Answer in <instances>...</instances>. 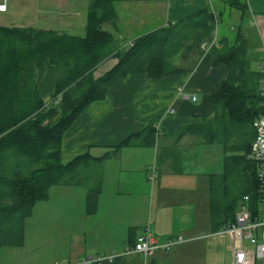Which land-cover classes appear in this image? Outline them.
Masks as SVG:
<instances>
[{
    "label": "crops",
    "instance_id": "crops-1",
    "mask_svg": "<svg viewBox=\"0 0 264 264\" xmlns=\"http://www.w3.org/2000/svg\"><path fill=\"white\" fill-rule=\"evenodd\" d=\"M236 1L246 8L230 6L229 0H122L114 4L116 18L102 28L113 34L120 50L206 7L216 18L214 32L187 55L172 58L179 73L163 78L131 73L113 82L103 99L91 102L75 117L62 135V164L85 153L101 156L149 123L158 134L153 146H123L104 161L98 195L88 194L82 186H51L47 199L37 201L24 220L23 244L0 248V264L61 262L32 251L64 237L69 238L68 252L61 260L73 264L110 255L112 260L99 264H230L231 239L212 224L209 205L212 180L215 184L222 181L224 148L205 142L196 133H178L200 125L213 113L210 94L219 89L228 68L213 65L212 46L219 49L224 41L233 45L238 33H243L250 67L254 56L250 49L264 47V0ZM76 17L81 15L76 12ZM70 31L83 36L86 22L71 26ZM116 63L106 58L94 70V77ZM161 153L173 155L160 158ZM72 214H76V227L70 225ZM147 225L158 245L177 236L182 240L169 249L158 247L146 258L127 253ZM29 244L34 250L19 252Z\"/></svg>",
    "mask_w": 264,
    "mask_h": 264
},
{
    "label": "trees",
    "instance_id": "trees-1",
    "mask_svg": "<svg viewBox=\"0 0 264 264\" xmlns=\"http://www.w3.org/2000/svg\"><path fill=\"white\" fill-rule=\"evenodd\" d=\"M118 1L88 0L83 36L0 25V248L23 244L24 220L37 201L47 199L51 186H82L98 195L105 160L123 146H153L158 133L149 123L101 156L85 153L62 164V135L88 104L103 99L113 82L131 73L150 78L179 73L172 58L212 38L216 18L206 7L115 50L113 34L102 26L114 22ZM229 3L246 8L236 0ZM211 52L213 65L228 68L219 89L210 94L213 113L178 134L196 133L224 148L222 181L212 180L209 203L212 224L222 228L233 222L243 195L256 199L255 166L246 153L255 135L253 120L262 108V73L250 67L248 41L241 32L233 45L224 41ZM111 55L118 62L95 78L94 70Z\"/></svg>",
    "mask_w": 264,
    "mask_h": 264
},
{
    "label": "built area",
    "instance_id": "built-area-1",
    "mask_svg": "<svg viewBox=\"0 0 264 264\" xmlns=\"http://www.w3.org/2000/svg\"><path fill=\"white\" fill-rule=\"evenodd\" d=\"M0 1V12H4L7 0ZM261 73L263 77L264 61ZM258 93L262 99V108L259 115L253 120L252 126L255 135L246 153V158L255 166L256 199L251 201L249 195H243L233 222L219 230L221 234L227 235L231 239L230 264H257L258 262L264 264V86H259ZM192 99L194 100L195 96ZM181 240V236H177L174 240L169 239L165 244L158 245L150 226L147 225L143 233L127 248V253H140L146 258L152 255L158 247L169 249L174 242ZM243 241H247L248 247H244ZM112 258L113 255L98 256L96 259L89 258L79 264H99L105 259L110 261Z\"/></svg>",
    "mask_w": 264,
    "mask_h": 264
},
{
    "label": "rangeland",
    "instance_id": "rangeland-1",
    "mask_svg": "<svg viewBox=\"0 0 264 264\" xmlns=\"http://www.w3.org/2000/svg\"><path fill=\"white\" fill-rule=\"evenodd\" d=\"M6 4L7 10L0 12V25L2 26H33L55 30L56 32H67L69 34H76L75 31H70L71 26L75 27L82 24V21L86 22L88 6L87 0H7ZM76 12L81 17H76ZM114 47L117 50V46L114 45ZM250 50L254 53L251 67L261 71L264 61V47H256L255 45ZM108 58L115 59L118 62V59L114 55ZM259 83L262 87L264 86V76ZM70 218V225L75 224L76 227V214H72ZM59 240L53 241L48 248H41L38 252L30 244L29 247L27 245L24 248H20L19 252L24 254L30 249L34 250L32 251L33 254L38 253L41 256L59 258L57 260H60V263L73 264L68 263L67 260H61V257L68 252L67 243L69 242V238L64 237V241L61 238ZM243 245L244 247H248L247 241H243ZM257 264L260 263L258 262Z\"/></svg>",
    "mask_w": 264,
    "mask_h": 264
},
{
    "label": "bare ground",
    "instance_id": "bare-ground-1",
    "mask_svg": "<svg viewBox=\"0 0 264 264\" xmlns=\"http://www.w3.org/2000/svg\"><path fill=\"white\" fill-rule=\"evenodd\" d=\"M34 92V91H33Z\"/></svg>",
    "mask_w": 264,
    "mask_h": 264
}]
</instances>
